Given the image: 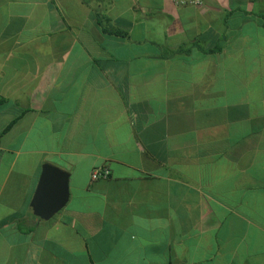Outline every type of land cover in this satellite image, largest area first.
<instances>
[{
  "label": "crops",
  "instance_id": "crops-1",
  "mask_svg": "<svg viewBox=\"0 0 264 264\" xmlns=\"http://www.w3.org/2000/svg\"><path fill=\"white\" fill-rule=\"evenodd\" d=\"M201 1L0 0V264H264V0Z\"/></svg>",
  "mask_w": 264,
  "mask_h": 264
},
{
  "label": "water",
  "instance_id": "water-1",
  "mask_svg": "<svg viewBox=\"0 0 264 264\" xmlns=\"http://www.w3.org/2000/svg\"><path fill=\"white\" fill-rule=\"evenodd\" d=\"M68 173L54 165H42L30 209L35 216L49 220L68 202Z\"/></svg>",
  "mask_w": 264,
  "mask_h": 264
},
{
  "label": "built area",
  "instance_id": "built-area-1",
  "mask_svg": "<svg viewBox=\"0 0 264 264\" xmlns=\"http://www.w3.org/2000/svg\"><path fill=\"white\" fill-rule=\"evenodd\" d=\"M175 2L179 5H200L202 4L201 0H175ZM110 175V171L107 166L101 165L92 169L90 173L91 181H96L102 178H108Z\"/></svg>",
  "mask_w": 264,
  "mask_h": 264
},
{
  "label": "trees",
  "instance_id": "trees-1",
  "mask_svg": "<svg viewBox=\"0 0 264 264\" xmlns=\"http://www.w3.org/2000/svg\"><path fill=\"white\" fill-rule=\"evenodd\" d=\"M4 101V98L0 97V102H3ZM15 121H12L6 128L4 131H7L11 126L12 124L14 123Z\"/></svg>",
  "mask_w": 264,
  "mask_h": 264
}]
</instances>
